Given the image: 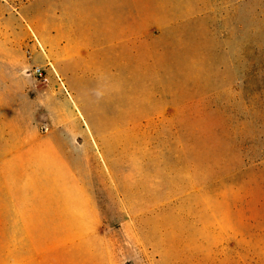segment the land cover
Segmentation results:
<instances>
[{
	"label": "rangeland",
	"instance_id": "obj_1",
	"mask_svg": "<svg viewBox=\"0 0 264 264\" xmlns=\"http://www.w3.org/2000/svg\"><path fill=\"white\" fill-rule=\"evenodd\" d=\"M0 44L45 51L121 264H264V0H0Z\"/></svg>",
	"mask_w": 264,
	"mask_h": 264
},
{
	"label": "crops",
	"instance_id": "obj_2",
	"mask_svg": "<svg viewBox=\"0 0 264 264\" xmlns=\"http://www.w3.org/2000/svg\"><path fill=\"white\" fill-rule=\"evenodd\" d=\"M127 34L121 28L117 43ZM36 50L31 61L0 54V264H121L99 168L70 151L76 136L29 72L42 59Z\"/></svg>",
	"mask_w": 264,
	"mask_h": 264
},
{
	"label": "clouds",
	"instance_id": "obj_3",
	"mask_svg": "<svg viewBox=\"0 0 264 264\" xmlns=\"http://www.w3.org/2000/svg\"><path fill=\"white\" fill-rule=\"evenodd\" d=\"M5 52V46L0 44V53ZM116 91H118V88L112 81L111 76L108 73L101 71L97 74L93 86L84 89L82 95L83 98L98 105Z\"/></svg>",
	"mask_w": 264,
	"mask_h": 264
},
{
	"label": "built area",
	"instance_id": "obj_4",
	"mask_svg": "<svg viewBox=\"0 0 264 264\" xmlns=\"http://www.w3.org/2000/svg\"><path fill=\"white\" fill-rule=\"evenodd\" d=\"M33 73L42 81L47 82L48 78L43 68L36 67L33 69Z\"/></svg>",
	"mask_w": 264,
	"mask_h": 264
}]
</instances>
